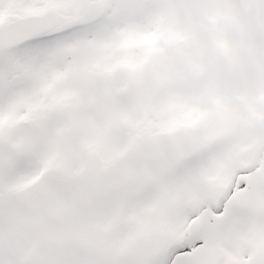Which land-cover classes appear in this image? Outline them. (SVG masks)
I'll use <instances>...</instances> for the list:
<instances>
[{"label":"snow or ice","instance_id":"1","mask_svg":"<svg viewBox=\"0 0 264 264\" xmlns=\"http://www.w3.org/2000/svg\"><path fill=\"white\" fill-rule=\"evenodd\" d=\"M101 0H0V264H264V128L172 95Z\"/></svg>","mask_w":264,"mask_h":264},{"label":"rangeland","instance_id":"2","mask_svg":"<svg viewBox=\"0 0 264 264\" xmlns=\"http://www.w3.org/2000/svg\"><path fill=\"white\" fill-rule=\"evenodd\" d=\"M103 22L116 19L138 32L125 46L153 49L185 33H207L227 52L200 82L169 87L204 111L226 114L237 126L264 128V0H108Z\"/></svg>","mask_w":264,"mask_h":264},{"label":"water","instance_id":"3","mask_svg":"<svg viewBox=\"0 0 264 264\" xmlns=\"http://www.w3.org/2000/svg\"><path fill=\"white\" fill-rule=\"evenodd\" d=\"M225 54L208 35H185L167 48L154 50L146 65L169 87L188 79H200Z\"/></svg>","mask_w":264,"mask_h":264}]
</instances>
